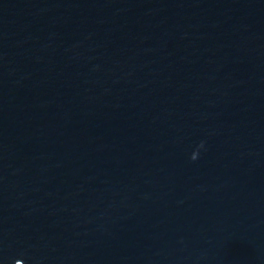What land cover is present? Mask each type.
<instances>
[{"label":"water","instance_id":"obj_1","mask_svg":"<svg viewBox=\"0 0 264 264\" xmlns=\"http://www.w3.org/2000/svg\"><path fill=\"white\" fill-rule=\"evenodd\" d=\"M0 264H264V0H0Z\"/></svg>","mask_w":264,"mask_h":264},{"label":"clouds","instance_id":"obj_2","mask_svg":"<svg viewBox=\"0 0 264 264\" xmlns=\"http://www.w3.org/2000/svg\"><path fill=\"white\" fill-rule=\"evenodd\" d=\"M195 158H196V153L193 152V153H192V159H195Z\"/></svg>","mask_w":264,"mask_h":264}]
</instances>
